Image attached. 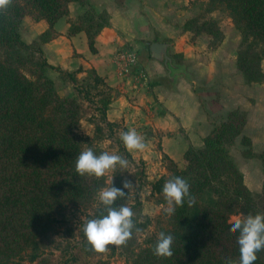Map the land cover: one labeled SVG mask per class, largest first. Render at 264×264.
<instances>
[{
  "label": "trees",
  "instance_id": "trees-1",
  "mask_svg": "<svg viewBox=\"0 0 264 264\" xmlns=\"http://www.w3.org/2000/svg\"><path fill=\"white\" fill-rule=\"evenodd\" d=\"M71 2L85 5L86 10L69 19L68 33L83 31L90 51L95 52L96 36L109 25V14L106 10H95L87 0H12L7 11L0 13V264H44L43 241L61 221L64 210L88 208L96 203L98 191L108 185L105 178L78 175L75 160L83 150L92 148L99 155L106 151L100 143L115 138V154L128 159L129 167L135 166L132 154L121 140V131H127L126 128L106 117L113 91L105 78L93 67L65 70L51 66L44 55L43 44L56 36L54 24L68 15ZM115 2L122 6L124 0ZM208 3L225 8L242 36L236 66L246 83H263L264 0H208ZM25 16L48 24L30 42L23 41L20 34ZM199 19L198 16L187 19L182 29L194 36L207 33L215 41L221 39L215 21L199 22ZM50 69L73 85L87 108L76 95L61 96L57 92ZM80 74L85 76L79 79ZM87 113V120L94 126L90 136L76 131ZM244 123L243 113L237 109L228 111L203 138L201 147L187 148L183 167L162 156L166 173L148 183L150 195L157 204L166 205L163 185L173 177H181L189 183L195 203L189 207L185 201L171 216L167 215V209L158 214L159 233L144 246H134L138 233L134 230L132 239L123 246L127 264H226L228 260L238 264L239 233H231L230 216L238 212L244 216L264 214L252 202L243 175L227 149L241 134ZM242 141L246 143L249 139L242 136ZM129 167L112 174L113 186L122 187ZM137 174L138 181H142L143 167ZM121 204L132 208L140 232L151 223V218L141 214L138 196L131 194L118 200L116 206ZM104 214L106 211L99 203L87 220ZM161 232L174 237L171 258L153 254ZM70 248L73 249L68 250L66 258L56 264H114L94 258L102 254L91 249L84 233ZM257 255L254 264H264V251Z\"/></svg>",
  "mask_w": 264,
  "mask_h": 264
},
{
  "label": "crops",
  "instance_id": "crops-1",
  "mask_svg": "<svg viewBox=\"0 0 264 264\" xmlns=\"http://www.w3.org/2000/svg\"><path fill=\"white\" fill-rule=\"evenodd\" d=\"M87 1L95 10L109 14V25L96 36L95 52L90 51L83 31L68 33L69 19L86 10L85 5L71 2L68 15L54 24L56 36L42 46L47 62L65 70L93 67L105 78L113 91L106 117L144 137L146 150L131 154L145 162L148 172L155 171L157 176L165 173L163 155L182 167L187 148L201 147L215 122L222 121L242 97L228 82L212 87L216 77L233 80L237 76L233 52L231 55L228 49V59L220 54H226L225 41L208 50L209 43L203 46L202 39L210 37L184 31L183 21L171 19L172 11L155 6L160 0H124L122 6L115 0ZM47 28L46 21L25 16L22 39L30 42ZM153 42L169 44L168 53L176 66L171 73L150 56ZM120 48L136 55L127 76L119 74L115 60ZM245 83L244 90H252Z\"/></svg>",
  "mask_w": 264,
  "mask_h": 264
},
{
  "label": "rangeland",
  "instance_id": "rangeland-1",
  "mask_svg": "<svg viewBox=\"0 0 264 264\" xmlns=\"http://www.w3.org/2000/svg\"><path fill=\"white\" fill-rule=\"evenodd\" d=\"M154 4L159 10L160 7H164L167 11H172L171 19L175 23H178L181 20L184 24L187 19L196 16L200 17L199 22H202L203 19L215 21L220 30L221 39L215 41L216 39L212 38L210 34L203 33L210 37L207 41L206 37L203 36V46H206V42H208L209 48L207 47V49L212 50L211 47H216V45L220 46V43L225 41L226 47L224 50L226 54H224L223 51H220V54L228 59V49H230L231 55L234 54L236 62V55L242 42V36L239 30L234 26L231 17L225 8L210 5L208 0H160L156 1ZM21 30L22 24L20 26V34ZM22 40L24 41V39ZM120 49L127 51L124 48ZM130 52L133 51L130 50ZM261 67L264 71V60L261 62ZM83 69L88 70L89 68ZM49 75L54 81V86L57 92L61 96L76 95L73 85L58 72L50 69ZM84 76L85 74H80L79 79H82ZM223 79L222 76L219 78L216 77L212 87L217 89L221 83L224 84V82H228L229 86L235 90L234 93H236L237 96L242 95L241 99H237L238 103L236 106L231 107L232 109L230 110L237 109L245 115V123L241 134L235 138L233 144L227 146V149L234 164L243 175L244 184L250 191L252 202L254 205L260 207L264 213V82L248 83L249 86L253 87L252 90H244L242 84L246 81L243 74L238 69L237 76L234 77L233 80L228 78L225 80ZM76 96L82 101L83 107L87 108V103L84 102L80 96ZM87 116L88 113L78 123L76 131L79 134L90 136L93 134L94 126L87 120ZM215 123L218 124L220 122ZM242 136H246L249 139V142L245 141L246 143H244L242 141ZM100 147L109 153H115L117 149L115 138L103 140L100 143ZM134 161L135 166L131 165L128 169V179L132 180L135 184L138 181L137 172L140 167H143L145 177L142 181H138V186L140 187L134 189L131 194L138 196L139 200L142 202L141 214L151 218V223L142 232H138L134 236V246L140 247L144 246L152 236L158 235L160 224H158L156 217L167 209V205L156 203V198L150 195V186L148 184L149 182L155 181L162 174L157 176L155 171L148 172L146 164L142 159L134 158ZM162 166L165 168V163L163 161ZM99 203L97 197L96 203L88 208L78 209L76 207H68L64 210L62 217H60L61 221L43 241L42 257L45 259L44 264H56L59 260L66 258L65 256L67 255L68 250L70 251L73 249L70 247L76 245L81 240L83 225L87 222V216L93 213L95 207H97ZM241 214L243 213L238 212L233 214L230 216L229 220L231 221L232 217L240 216ZM110 249L111 251L109 253L98 255L94 258L107 259L114 264H127V254L125 253L123 246L118 249L114 246V248ZM89 259L90 258H88V260ZM22 264L40 263L23 262Z\"/></svg>",
  "mask_w": 264,
  "mask_h": 264
},
{
  "label": "clouds",
  "instance_id": "clouds-1",
  "mask_svg": "<svg viewBox=\"0 0 264 264\" xmlns=\"http://www.w3.org/2000/svg\"><path fill=\"white\" fill-rule=\"evenodd\" d=\"M12 0H0V13L6 12ZM121 140L129 153L144 152L147 143L144 137L135 129L121 131ZM129 167V160L123 156L107 151L97 155L92 148L83 150L75 160V170L80 177H95L97 180L105 178L106 187L101 188L97 197L104 207L106 214L99 218L87 220L83 225V233L91 249L97 254H107L111 251L109 245L120 248L127 246L133 237V231L140 232L134 220V212L127 205L116 206L118 200L128 198L134 189L138 188V181L124 178L122 187L113 186V176L118 169ZM111 177L110 179H108ZM163 195L167 205V215L171 216L177 206L183 207L187 201L189 207L195 203V198L190 193L189 183L181 177H173L163 185ZM139 194V193H138ZM231 233H239L238 264H254L258 253L264 251V214L255 216L249 214L232 217L230 221ZM174 237L161 232L153 254L159 258H171ZM226 264H234L228 260Z\"/></svg>",
  "mask_w": 264,
  "mask_h": 264
},
{
  "label": "water",
  "instance_id": "water-1",
  "mask_svg": "<svg viewBox=\"0 0 264 264\" xmlns=\"http://www.w3.org/2000/svg\"><path fill=\"white\" fill-rule=\"evenodd\" d=\"M168 43L166 42H153L149 46L150 56L162 64L166 70L171 73L176 67L173 63L172 57L168 53Z\"/></svg>",
  "mask_w": 264,
  "mask_h": 264
},
{
  "label": "built area",
  "instance_id": "built-area-1",
  "mask_svg": "<svg viewBox=\"0 0 264 264\" xmlns=\"http://www.w3.org/2000/svg\"><path fill=\"white\" fill-rule=\"evenodd\" d=\"M115 60L119 67V74L127 76L131 66L136 63V55L133 52L118 49L115 52Z\"/></svg>",
  "mask_w": 264,
  "mask_h": 264
}]
</instances>
